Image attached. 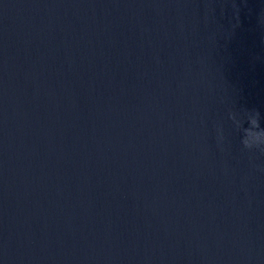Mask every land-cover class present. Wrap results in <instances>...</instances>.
Returning a JSON list of instances; mask_svg holds the SVG:
<instances>
[{"label":"water","instance_id":"1","mask_svg":"<svg viewBox=\"0 0 264 264\" xmlns=\"http://www.w3.org/2000/svg\"><path fill=\"white\" fill-rule=\"evenodd\" d=\"M249 118L264 0H0V264H264Z\"/></svg>","mask_w":264,"mask_h":264},{"label":"clouds","instance_id":"2","mask_svg":"<svg viewBox=\"0 0 264 264\" xmlns=\"http://www.w3.org/2000/svg\"><path fill=\"white\" fill-rule=\"evenodd\" d=\"M231 119L235 122V115H231ZM249 122L251 127L245 128L244 130L245 136L243 138V144L249 149L264 146V130H261L264 128H260L258 125H256L252 118H249Z\"/></svg>","mask_w":264,"mask_h":264}]
</instances>
